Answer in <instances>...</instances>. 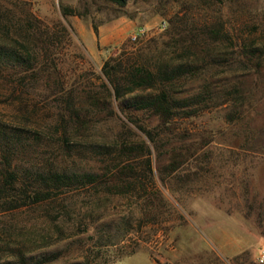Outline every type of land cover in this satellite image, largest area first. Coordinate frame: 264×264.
<instances>
[{
	"label": "rangeland",
	"instance_id": "1",
	"mask_svg": "<svg viewBox=\"0 0 264 264\" xmlns=\"http://www.w3.org/2000/svg\"><path fill=\"white\" fill-rule=\"evenodd\" d=\"M22 1L45 22L72 27L62 59L65 67H77L76 75H100L107 59L148 43L160 50L175 10L163 18L159 0H126L122 8L105 0ZM208 1L193 18L221 25L228 40L221 38L216 52L225 62L208 67L206 79L218 92L239 88L242 105L234 112L216 98L199 116L176 120L156 146L148 143L151 177L133 179L127 193L75 191L46 205L47 214L45 205L0 212V264L15 261L17 251L40 264H258L264 249V0ZM75 22L87 38L105 28L108 43L91 53ZM249 48L259 58L249 56ZM10 110L0 105V114ZM117 130L112 124L96 134ZM134 131L135 140H146ZM56 213L61 216L53 219Z\"/></svg>",
	"mask_w": 264,
	"mask_h": 264
},
{
	"label": "trees",
	"instance_id": "2",
	"mask_svg": "<svg viewBox=\"0 0 264 264\" xmlns=\"http://www.w3.org/2000/svg\"><path fill=\"white\" fill-rule=\"evenodd\" d=\"M210 4L159 0L163 18L175 9L160 50L148 43L110 57L100 75H76L77 67L62 59L71 26L45 22L27 1L0 0V105L11 109L10 116L0 114V212L45 205L47 214L46 205L75 191L127 193L133 179L151 177L148 143L156 146L176 120L199 116L216 98L235 112L242 105L239 88L218 92L206 79L208 67L224 61L216 53L221 38L228 40L221 25L193 18ZM112 124L118 130L110 136L96 134ZM134 129L146 140H135ZM15 255L7 264H40Z\"/></svg>",
	"mask_w": 264,
	"mask_h": 264
},
{
	"label": "crops",
	"instance_id": "3",
	"mask_svg": "<svg viewBox=\"0 0 264 264\" xmlns=\"http://www.w3.org/2000/svg\"><path fill=\"white\" fill-rule=\"evenodd\" d=\"M73 26L75 27V29L77 30V32L79 33V36L83 39V41L86 42L87 48L91 53L93 52L94 48L98 45V43L101 48L108 43V39L105 36V32H106L105 28L104 29L101 28L99 30L98 37L93 39L92 37L87 38L86 36L83 35V32L80 28L81 25L79 23L75 22L73 23ZM128 28L130 29V25L126 24L125 29H128ZM109 30L111 31V35H114V36L116 35V26L114 24L109 27Z\"/></svg>",
	"mask_w": 264,
	"mask_h": 264
},
{
	"label": "built area",
	"instance_id": "4",
	"mask_svg": "<svg viewBox=\"0 0 264 264\" xmlns=\"http://www.w3.org/2000/svg\"><path fill=\"white\" fill-rule=\"evenodd\" d=\"M142 31H139L137 35H133L131 37L132 41H136L138 36H141ZM256 261L258 264H264V249L259 250L258 255L256 257Z\"/></svg>",
	"mask_w": 264,
	"mask_h": 264
}]
</instances>
